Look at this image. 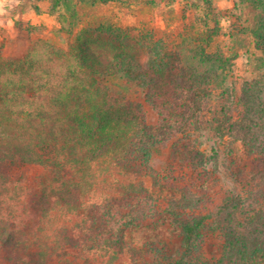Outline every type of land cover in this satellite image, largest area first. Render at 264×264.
Listing matches in <instances>:
<instances>
[{"label": "trees", "instance_id": "trees-1", "mask_svg": "<svg viewBox=\"0 0 264 264\" xmlns=\"http://www.w3.org/2000/svg\"><path fill=\"white\" fill-rule=\"evenodd\" d=\"M244 1L262 64L242 84L210 0L195 9L212 26L194 18L172 36L83 18L109 0H77L53 41L0 49V264H264V0ZM235 142L244 164L223 161ZM219 174L232 187L214 201ZM163 218L180 253L129 247L130 229Z\"/></svg>", "mask_w": 264, "mask_h": 264}, {"label": "rangeland", "instance_id": "rangeland-1", "mask_svg": "<svg viewBox=\"0 0 264 264\" xmlns=\"http://www.w3.org/2000/svg\"><path fill=\"white\" fill-rule=\"evenodd\" d=\"M10 1H13L11 10L18 11L22 10L23 7H35L39 0ZM17 1H25V4H19ZM49 1H51L50 10L56 18L53 24L33 25L34 29L29 22L17 20L12 34L0 25V49L5 57H22L28 51L32 40L47 39L53 41L55 36L61 35L58 32L61 27L58 22L59 16L70 19L75 8L74 3L77 0ZM201 1L203 0H109L108 3L97 4L93 8L89 7L82 16L83 18L89 16L91 19H102L117 26H128L133 29L144 27L147 31L155 32L160 28L165 34L172 36L179 30V27L194 18H201L202 21H198L199 23H205L209 26L213 25V21L216 19L212 17L213 14L205 18L203 12L197 8L195 9L196 6L201 5ZM210 1L220 11L217 18L220 21L222 33L235 36L232 41H226L232 44L238 54L233 65V78L237 84H242L245 80L256 76L262 64L260 61L262 54L256 49L251 36L248 33H244V18H246V15H252L251 9H249L244 0L225 1L222 7L218 5V0ZM54 33L58 36L54 35ZM193 142L201 151L205 153L212 152V143L206 141L204 137H194ZM231 151L232 153H230ZM224 153L226 156L223 161H228L234 157L240 164H244L246 160L244 147L240 142L230 145V150L228 149ZM167 158L168 155L165 153L155 160L154 165L161 167L167 161ZM182 175L186 179L189 177V174L185 175L182 173ZM219 175V179L212 184L215 195L211 193V197L214 201H218L222 193L232 187V183L224 174ZM32 176L31 173L27 174L25 181H30ZM208 206L213 208L215 204L210 202ZM205 236V255L208 257L220 256L223 241L219 233L209 232ZM127 241L129 247H135L136 251L146 249V245L149 243L163 247L169 254L173 255L180 253L182 250V236L168 218L130 229L127 233ZM130 257L127 254L123 255L120 258V262L129 261ZM104 258H107V256Z\"/></svg>", "mask_w": 264, "mask_h": 264}, {"label": "crops", "instance_id": "crops-1", "mask_svg": "<svg viewBox=\"0 0 264 264\" xmlns=\"http://www.w3.org/2000/svg\"><path fill=\"white\" fill-rule=\"evenodd\" d=\"M225 1L230 0H218L220 7L224 6ZM19 4H25V1H17ZM13 1L0 0V25L13 33V27L17 20H24L30 24L37 26L42 24H53L56 21L55 16L50 10L51 1L39 0L35 7H23L22 10H11Z\"/></svg>", "mask_w": 264, "mask_h": 264}]
</instances>
